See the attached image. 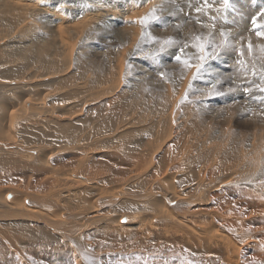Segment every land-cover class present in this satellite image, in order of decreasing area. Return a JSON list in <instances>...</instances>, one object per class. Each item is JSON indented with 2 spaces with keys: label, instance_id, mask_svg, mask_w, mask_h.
Listing matches in <instances>:
<instances>
[{
  "label": "bare ground",
  "instance_id": "1",
  "mask_svg": "<svg viewBox=\"0 0 264 264\" xmlns=\"http://www.w3.org/2000/svg\"><path fill=\"white\" fill-rule=\"evenodd\" d=\"M235 1L0 0V264H264V59H174L224 19L248 59Z\"/></svg>",
  "mask_w": 264,
  "mask_h": 264
},
{
  "label": "snow or ice",
  "instance_id": "2",
  "mask_svg": "<svg viewBox=\"0 0 264 264\" xmlns=\"http://www.w3.org/2000/svg\"><path fill=\"white\" fill-rule=\"evenodd\" d=\"M221 7L223 9H228L231 7V0H220ZM205 7H211V4L208 3V0H205ZM201 9H197L200 11ZM219 10V9H218ZM260 23H257V16L251 17L252 28L255 30V35L259 39H264V9L261 10L259 13ZM152 19H158L157 17L149 14V16H145L140 19V24L143 28H147L148 23ZM214 27V26H213ZM146 33L142 30L140 39L137 41L136 47L133 49V52L140 50V45L144 41ZM155 39V38H153ZM234 39V35L231 32H226L224 30H220L219 32V42H217L216 38L210 32L207 36L197 35L193 37V42L191 45L188 43H184L183 47L179 48V52L175 55L174 59L181 64L184 68H194L195 71L192 74V79L195 80L199 78L200 74L206 70V64L208 60L215 59L219 56L222 51L230 50L234 48L232 40ZM243 39V37H241ZM160 44L159 52H164L168 48L174 47L178 45L180 42L174 40L172 37H168L163 41H156ZM193 48L196 50V54L194 56H190L187 58H182L184 51L186 48ZM238 55L241 57L237 63L242 67L246 68V60L244 59V46L241 45L239 48L236 49ZM258 51L261 58H264V43L253 45L251 39L247 42V55L248 57H254L255 52ZM197 61L193 63L192 61ZM162 77L164 76L163 73L160 74ZM219 82V81H217ZM262 83H264V78H262ZM191 87V82L189 84ZM261 91H264V87L260 88ZM212 94V93H209ZM187 98V92L185 94V99Z\"/></svg>",
  "mask_w": 264,
  "mask_h": 264
},
{
  "label": "rangeland",
  "instance_id": "3",
  "mask_svg": "<svg viewBox=\"0 0 264 264\" xmlns=\"http://www.w3.org/2000/svg\"><path fill=\"white\" fill-rule=\"evenodd\" d=\"M238 3V1L236 0L235 2H234V9L235 8H237L238 10H240L241 12H244V10H242L241 9V6L239 5V3ZM247 3V2H246ZM239 6V7H238ZM237 11V10H236ZM183 12H181V15H184V14H182ZM179 15H180V13H178ZM180 15V16H181ZM195 17V15L191 18V20L193 19ZM180 19V18H179ZM225 20V19H224ZM221 20L220 22H217V23H214L213 25H214V27L215 28H213V25H206V26H204V27H211L210 29H214L213 31L212 30H210L209 31V33L211 32L212 33V35L213 34H215V33H219L220 31L219 30H224V28L226 27V26H230V27H234V24H233V22L231 21H228L227 22V20ZM179 21V20H178ZM179 22H181V21H179ZM230 22V23H229ZM189 23H191V21L189 22ZM229 23V24H228ZM223 24L225 25V27H222L223 26ZM176 25L178 26L179 24H177L176 23ZM181 25H184V26H187V25H189V24H183L182 22H181ZM215 25H218V27L217 26H215ZM177 26L175 27V29L177 28ZM221 26V27H220ZM203 27V26H202ZM201 27V28H202ZM203 27V28H204ZM215 31V32H214ZM256 39H258V38H256ZM257 41V40H256ZM236 48H237V43H235L234 44V50L232 49L231 51L232 52H230V53H232V54H234V56H235V58H240V56L236 53ZM235 51V53H233ZM260 58H261V56H259ZM228 58V54L226 53V54H223V55H221L220 57H219V60H218V70L219 71H222V72H224L225 70L224 69H222V67H221V63H222V61H224L225 59H227ZM249 59H252V58H250V57H248V59H245L246 60V63L248 62V65L249 66H251V63H249ZM262 59H264V58H262ZM239 60V59H238ZM237 60V61H238ZM237 61L234 63V64H236L238 67V69L235 67V65H233V70L231 69V71H229L228 73L229 74H231L230 76L232 77H230V76H226L227 77V79H229V80H236L237 78L235 77L236 75L234 74L235 73V71H237V72H239V73H243V71L245 70V69H241V66L237 63ZM150 64H152V62H149ZM139 65H141V66H143V65H145V64H139ZM153 66V65H152ZM209 65H207V67H206V69L207 68H209L208 67ZM241 69V70H240ZM262 71V72H261ZM205 72V71H204ZM234 72V73H233ZM160 73V72H159ZM233 73V74H232ZM251 75H253V76H256V75H259V76H264V68H262V69H260V70H258V68H256V67H254V70H252V71H250L249 72ZM234 77V78H233ZM231 78V79H230ZM254 80V79H253ZM259 81H262V80H259ZM241 84H238V86H240ZM260 89V88H259ZM248 95H246V100H245V102H246V104H247V106H248V108H251V107H253L254 106V104H261L258 100H261V98H260V95L258 94V92L256 91V89L254 88V89H252V90H248ZM260 98V99H259ZM257 108V111H262V110H260V108L258 109V107H256ZM257 116V115H256ZM12 181H15V180H12ZM2 185V186H1ZM5 185L6 184H0V187H5ZM8 197H9V195H7V197H6V200L8 199ZM8 201V200H7ZM9 202V201H8Z\"/></svg>",
  "mask_w": 264,
  "mask_h": 264
},
{
  "label": "water",
  "instance_id": "4",
  "mask_svg": "<svg viewBox=\"0 0 264 264\" xmlns=\"http://www.w3.org/2000/svg\"><path fill=\"white\" fill-rule=\"evenodd\" d=\"M8 199H11L10 196L8 197Z\"/></svg>",
  "mask_w": 264,
  "mask_h": 264
}]
</instances>
